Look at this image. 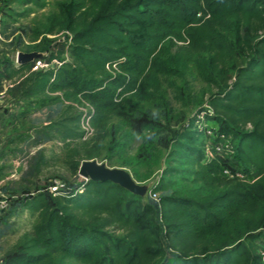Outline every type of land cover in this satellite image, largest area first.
<instances>
[{"label":"trees","instance_id":"1","mask_svg":"<svg viewBox=\"0 0 264 264\" xmlns=\"http://www.w3.org/2000/svg\"><path fill=\"white\" fill-rule=\"evenodd\" d=\"M12 2L48 0H0L5 42L42 55L21 64L1 56L0 101L6 90L12 107L53 106L34 133L12 137L0 153L36 148L27 170L34 186L4 187L0 237L2 225L19 231L9 224L17 215L34 222L0 264H264V0H64L43 27L24 28L5 8ZM39 59L60 63L34 69ZM192 66L211 93L169 134L147 106L166 103V84L184 101L177 80ZM80 108H88L92 133ZM113 118L142 138L137 155L123 163L135 179L142 177L137 166L167 150L148 198L111 181L40 178L57 165L80 177L81 162L116 140ZM207 124L214 136L203 130ZM50 141L61 143L63 155L46 153ZM209 142L223 152L211 145L209 155ZM56 178L64 186L54 194Z\"/></svg>","mask_w":264,"mask_h":264},{"label":"rangeland","instance_id":"2","mask_svg":"<svg viewBox=\"0 0 264 264\" xmlns=\"http://www.w3.org/2000/svg\"><path fill=\"white\" fill-rule=\"evenodd\" d=\"M58 1L64 0H48L45 6H38L36 4H23L21 2L9 3L5 8H10L16 11L17 27H43L48 21V18L57 11ZM0 12V18H1ZM45 35L52 37V34L45 33ZM9 40L4 39L0 34V58L6 53L7 56L12 58L18 64V51L14 47L8 45ZM178 86L181 87V91L185 96V100L182 101L178 98L175 91L167 84L166 90V103L159 107L147 106L150 110L156 114L160 120L168 127L169 134L176 132L185 126L189 117L199 107L204 106L211 93L208 85L200 78L195 66L191 67V71L185 77V79L177 80ZM6 90L1 93L0 101V113H3L4 109L9 106L12 112H15L14 117H4V130L1 132L8 134L9 140L23 132L34 133L35 127L39 126L42 122L47 120L48 109L53 106L50 101H44L40 103L27 104L25 107L20 106L18 108L12 107L10 98L7 96ZM44 98V97H42ZM8 110V109H7ZM80 110H84L80 108ZM13 119V121H11ZM115 131L116 142L118 146L113 147V142L108 141L107 147L103 150L102 154L97 157L100 162H106L111 167H125L130 172L132 170L131 165L123 166V163L130 162L132 158L137 155L139 146L142 144V138L136 136L131 132V129L121 119L113 118L109 126ZM8 140V142H9ZM5 145L4 148H8ZM14 146V145H12ZM46 153L48 155L53 152L63 155L62 145L57 141H50L44 144ZM3 148V149H4ZM23 152L13 149L14 151H8L7 155L0 157V194L5 192L4 187H9V191L15 192L21 190L23 186L33 187L35 178L27 174L29 160L35 153L36 148H29L27 144L23 145ZM159 157L154 158L149 164H141L137 166L139 174L142 176L140 180H137L140 184H151V188L155 185L162 173V170L166 163L167 150L165 148L160 149ZM60 174L66 177L68 181L80 182L83 177H76L71 174L64 166L57 165L45 170L40 178L47 176H58ZM19 217V218H18ZM34 219L29 215H17L15 219H10L9 224H13L15 228H19L18 232L9 231L7 227L1 226L5 231V234L0 237V258L8 248H10L17 240L18 236L23 232L32 228ZM17 223V225H16Z\"/></svg>","mask_w":264,"mask_h":264},{"label":"water","instance_id":"3","mask_svg":"<svg viewBox=\"0 0 264 264\" xmlns=\"http://www.w3.org/2000/svg\"><path fill=\"white\" fill-rule=\"evenodd\" d=\"M42 55L39 51L18 52V63H29ZM79 175L86 180L111 181L119 184L126 190L148 198L151 184H140L132 173L125 167H111L106 162H100L97 158L84 159L79 168Z\"/></svg>","mask_w":264,"mask_h":264},{"label":"built area","instance_id":"4","mask_svg":"<svg viewBox=\"0 0 264 264\" xmlns=\"http://www.w3.org/2000/svg\"><path fill=\"white\" fill-rule=\"evenodd\" d=\"M57 63L59 64L60 62L58 60H54L52 63H47V62L39 59L36 61L34 69H40V68H46L47 69L51 66L52 67L55 66ZM84 111H85V117H84V121H83V126L89 131V133H92V129L90 127V122H89L91 115L88 111V108H84ZM202 118H203V116H202ZM203 130L209 136L215 135L214 130L211 128V126L209 124L203 125ZM211 145H214L216 152H218V153L223 152V146L220 143L214 144V143L209 142L207 144V152L209 155L213 156L215 153V151L212 150ZM226 172L229 173L228 170H226ZM63 186H64V182L62 180L56 178L53 180V183L50 185V190L55 194ZM152 197L155 199H158L159 194L158 193H152ZM7 205H8V200H7L6 195L4 193L0 194V209L5 210ZM261 232H262V234L258 240V244L260 245L259 252H260V254L263 258V261H264V228L261 229Z\"/></svg>","mask_w":264,"mask_h":264},{"label":"crops","instance_id":"5","mask_svg":"<svg viewBox=\"0 0 264 264\" xmlns=\"http://www.w3.org/2000/svg\"><path fill=\"white\" fill-rule=\"evenodd\" d=\"M7 116H8V110L4 109L3 113H0V153L2 152L5 145H7V142L9 140L8 134L5 133V131H3L4 133L1 132L2 130H4L3 118Z\"/></svg>","mask_w":264,"mask_h":264}]
</instances>
